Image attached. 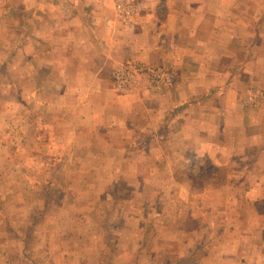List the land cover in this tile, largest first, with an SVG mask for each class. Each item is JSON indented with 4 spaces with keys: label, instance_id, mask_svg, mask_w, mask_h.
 <instances>
[{
    "label": "crops",
    "instance_id": "1",
    "mask_svg": "<svg viewBox=\"0 0 264 264\" xmlns=\"http://www.w3.org/2000/svg\"><path fill=\"white\" fill-rule=\"evenodd\" d=\"M44 2L37 0L35 5L41 13L45 12ZM52 3L55 13L53 21L49 16L51 26L45 30L39 26L35 42L47 44L49 49L45 48L43 56L53 57V67L45 60L39 67L49 70L48 77L53 74L54 106L70 111L74 117L69 141L77 143L80 153L38 156L40 160H52L43 163L54 167H47L54 176L60 175L55 182L57 188L64 182L61 198L56 196L57 191L48 193L45 180L31 186L25 169L9 173V182L0 188V196L6 195L0 198V223H5L0 227V264H123L120 240L138 235L134 236V254L142 255L145 240L142 242L141 219L145 221L146 211L164 199L163 193H171L177 201L176 208L169 209L179 213L182 222L193 216L188 211L192 202L201 204L202 209L208 201L215 220V211L231 207L230 203L253 214L252 194L261 192V198L264 196V102L255 111L244 107L248 79L238 77L247 72L246 68L238 74L231 64L223 71L226 59L221 54L212 55L214 65L207 68L205 46L220 39L188 37L182 41L186 22L197 20L187 15L191 7L175 9L169 6V0L156 3L139 20L136 31L130 32L117 21L112 0ZM171 15L178 19L169 28ZM129 59L172 66L178 74L176 87L166 93L121 95L114 89L112 70ZM211 75L216 97L212 106L214 125L206 120L209 103L203 100L205 76ZM193 81L196 88L191 87ZM207 124L211 128L207 129ZM206 159L211 160L212 171H205ZM60 160L67 165L56 167ZM76 161L80 167L74 164ZM75 175H80L78 184H72ZM127 175H133L130 184L136 192L128 197L123 194L130 186L124 179ZM143 175H159L160 181L143 183L138 178ZM207 175L210 178L204 181ZM206 192L213 194L212 200L204 196ZM100 193L105 195L102 201L95 198ZM95 209L99 216H94ZM65 213L76 222L62 228L59 222ZM232 217L235 222L237 217ZM88 219L90 222L81 224ZM18 222L22 227L16 226Z\"/></svg>",
    "mask_w": 264,
    "mask_h": 264
},
{
    "label": "rangeland",
    "instance_id": "2",
    "mask_svg": "<svg viewBox=\"0 0 264 264\" xmlns=\"http://www.w3.org/2000/svg\"><path fill=\"white\" fill-rule=\"evenodd\" d=\"M45 1V12L41 13L35 7L37 0H0V188H5L6 183L9 182V173H13V169L21 171L25 169V178L30 179L31 186L45 180V185L49 188L48 193L52 194L53 191H57L56 196L61 198L64 193L59 191L64 186V182L61 181L62 187L57 188L58 185L55 182L57 179L59 182L60 175L55 174L54 176L52 169H47V167H53L46 163H51L52 160L47 158L40 160L38 156L41 158L42 153L80 152L77 150V143L69 141L70 123L74 117L71 116L70 111H63L54 106L56 95L53 92L55 81L52 77L53 74L48 77L47 71L49 70L41 71L39 67L43 60L46 64L49 61V65L53 67L51 62L54 61L51 55L43 56L45 48L49 49L47 44L43 46L37 45L35 42L38 39L39 26L42 30L48 29L51 26L49 16L53 21L55 13L52 0ZM166 2L167 0H139L141 9L135 18L134 29H130L128 25L122 23L115 11L117 21L119 20L123 29L135 32L139 20L146 13L151 12L152 7L157 4H166ZM183 5L191 7L187 15L192 18L197 17V20L185 21L182 41L185 42L188 37L203 39L216 37L220 39L212 40L211 43H216V47L212 44L205 46L207 56L205 65L207 68L209 66L212 68L214 65L212 55L221 54L226 59L222 62L223 71L224 67L227 69L231 64L235 65L238 74L243 71L242 67L246 68L247 72L240 73L238 77L246 76L248 79L244 87L242 102L245 108L250 107L253 111L258 109L264 102V0H169V6L175 9H179V7L182 9ZM196 8L201 9L200 13L194 11ZM171 16L169 28H172L178 19L177 15ZM109 22L110 19H107L106 24L109 25ZM47 38L46 36V43ZM218 44L221 46L218 47ZM181 46L186 48L185 44L178 45V47ZM229 59L231 60L229 61ZM134 63L164 70L170 78L169 83L161 82L151 76L139 75L142 87H138L132 93L121 92L116 85L115 72L120 67H129ZM112 71L114 89L121 95L134 96L140 92L150 94L171 92L178 82L175 68L160 63H146L129 59L116 65ZM249 75L250 77H248ZM209 80L213 81L212 75L205 76L206 92L203 100L209 103V107L205 111L206 120L209 124L214 125L212 106L216 97L213 94V84ZM195 83L196 81H193L191 87L196 88ZM56 100L64 103V100L60 98ZM209 124H207V129L211 128ZM209 136L208 134L207 138ZM43 161L46 162L43 163ZM57 164L56 167L67 165L65 160L57 161ZM74 164L81 166L78 161ZM212 166L211 160L206 159L205 171L209 172L208 169L212 171ZM26 169H29V172ZM162 170L164 171V169ZM79 177L80 175H75L72 184H78ZM158 177L159 175L155 177L143 175L138 178L143 183L150 185V183L159 182ZM133 178V175L124 177L131 186L124 190L123 194L127 197L136 195V192L133 191L134 186L130 184L133 182ZM209 178L207 175L204 181ZM254 178L256 179V177ZM94 179L97 180L100 177H94ZM162 179L166 180L167 177L162 176ZM36 189L34 197L37 195ZM252 195L255 204L251 215L230 203L231 207H222L215 211L218 213L215 220L213 219L215 214L213 209L208 206V201L205 202L202 209H200L201 204L192 202L188 205V211L190 214H194L188 219L184 218V222H182L183 218L178 215L179 213L169 209V207L175 209L177 201L174 197L171 198V193H163L164 199H159L160 201L154 207L146 211L145 221L144 218L143 221L141 219L142 242L145 240L141 249L142 255L134 254L136 248L133 244L134 236L137 238L138 235H134L131 239L124 237L120 240L119 245L121 247L119 253L122 258L121 263L264 264V196L261 198V192H255ZM95 196L102 201L105 195L100 193L99 198L97 195ZM204 196L211 200L213 198V194L210 192H206ZM0 198L5 199V193ZM223 198H226L224 193ZM229 198L227 197L228 200ZM94 200L96 201V199ZM96 210L95 217L100 215ZM137 210L139 209L137 208ZM32 212L34 213V210ZM63 215L59 222L62 228L68 222H76L75 218H72L71 221L66 213ZM73 216L79 217L76 214ZM232 216L237 217L235 222ZM247 218L248 220H246ZM78 222L80 221L78 220ZM86 222H90L89 219L88 221L84 220L81 224ZM4 224L0 223V227ZM25 225L29 227L28 224ZM16 226L22 227L20 222ZM114 232H116L115 229ZM115 250L114 252L117 253V249ZM123 253H128V255L125 256ZM0 262H3V256H0Z\"/></svg>",
    "mask_w": 264,
    "mask_h": 264
},
{
    "label": "built area",
    "instance_id": "3",
    "mask_svg": "<svg viewBox=\"0 0 264 264\" xmlns=\"http://www.w3.org/2000/svg\"><path fill=\"white\" fill-rule=\"evenodd\" d=\"M115 11L122 23L128 25L130 29L136 26V16L141 9L139 0H113ZM151 76L161 82L169 83L170 78L164 70L134 63L129 67H120L115 72L117 88L123 93H132L138 87H142L140 76Z\"/></svg>",
    "mask_w": 264,
    "mask_h": 264
}]
</instances>
